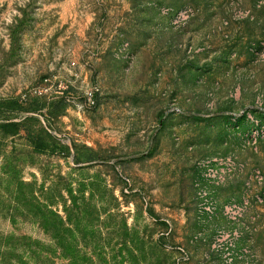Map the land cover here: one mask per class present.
I'll return each mask as SVG.
<instances>
[{
	"label": "rangeland",
	"instance_id": "1",
	"mask_svg": "<svg viewBox=\"0 0 264 264\" xmlns=\"http://www.w3.org/2000/svg\"><path fill=\"white\" fill-rule=\"evenodd\" d=\"M10 233L52 264H264V0H0Z\"/></svg>",
	"mask_w": 264,
	"mask_h": 264
},
{
	"label": "trees",
	"instance_id": "2",
	"mask_svg": "<svg viewBox=\"0 0 264 264\" xmlns=\"http://www.w3.org/2000/svg\"><path fill=\"white\" fill-rule=\"evenodd\" d=\"M17 123L12 121H6L2 125V129L6 130V132H11L12 134L17 133ZM20 192V189L17 190ZM15 205L13 209L19 205V202H14ZM23 203V202H22ZM25 204V203H24ZM30 205L31 203L28 202ZM42 217H45L42 215ZM10 223L14 222L13 216H10L8 220ZM56 239L55 244H59L62 241L61 235L53 236ZM48 248L44 246L42 243L30 239V237L19 235L16 236L12 233L2 235L0 234V264H28L33 260H39L43 262V264L53 263L52 259L55 256H63L62 251L55 252L56 249L47 250ZM18 251V254H12V252ZM11 256H13L11 260ZM74 257V255H72ZM72 260V259H71ZM9 261V262H8ZM47 262V263H46Z\"/></svg>",
	"mask_w": 264,
	"mask_h": 264
},
{
	"label": "built area",
	"instance_id": "3",
	"mask_svg": "<svg viewBox=\"0 0 264 264\" xmlns=\"http://www.w3.org/2000/svg\"><path fill=\"white\" fill-rule=\"evenodd\" d=\"M77 63L74 60H71L68 63V73L73 76L76 84H72L74 89L73 92L62 93L64 89L62 86L58 87V92L60 97L66 103L73 104L77 109L90 108L97 103V96L100 94V87L96 80H86V72L79 70ZM49 87L42 88H33L32 93H41L42 91H47ZM22 99H26V93L21 94Z\"/></svg>",
	"mask_w": 264,
	"mask_h": 264
}]
</instances>
